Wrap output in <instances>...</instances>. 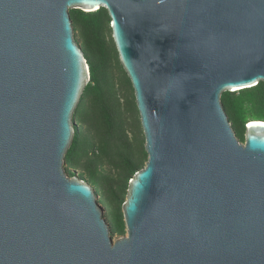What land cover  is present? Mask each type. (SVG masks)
Returning <instances> with one entry per match:
<instances>
[{
    "label": "water",
    "instance_id": "1",
    "mask_svg": "<svg viewBox=\"0 0 264 264\" xmlns=\"http://www.w3.org/2000/svg\"><path fill=\"white\" fill-rule=\"evenodd\" d=\"M104 8L147 159L113 240L68 176L90 81L70 10ZM264 82V0H0V264H264V121L224 92Z\"/></svg>",
    "mask_w": 264,
    "mask_h": 264
},
{
    "label": "trees",
    "instance_id": "2",
    "mask_svg": "<svg viewBox=\"0 0 264 264\" xmlns=\"http://www.w3.org/2000/svg\"><path fill=\"white\" fill-rule=\"evenodd\" d=\"M70 18L93 84L86 85L73 116L90 134H83L74 126V137L64 159L65 171L73 176L71 169L85 170V180L94 186L95 194L102 195L98 202L109 207L111 231L123 235L126 231L120 204L125 200L129 179L147 159L144 138L139 134L130 136L128 131L132 122L129 114L140 125L138 111L133 93L121 96L112 80V61L114 57L116 63L119 59L112 39L106 36L110 30L107 11L101 8L88 13L73 9ZM120 69L123 71L121 65ZM123 74L126 88L131 87L124 71ZM221 101L240 141L244 140L248 120L264 121V82L238 92H224ZM100 166L109 169L111 177ZM105 186L109 188L107 197Z\"/></svg>",
    "mask_w": 264,
    "mask_h": 264
},
{
    "label": "rangeland",
    "instance_id": "3",
    "mask_svg": "<svg viewBox=\"0 0 264 264\" xmlns=\"http://www.w3.org/2000/svg\"><path fill=\"white\" fill-rule=\"evenodd\" d=\"M106 36H107V38L112 39V38H110L111 37V31L110 30L107 31ZM74 38L77 40L78 43L80 42V39L75 32H74ZM111 74L113 77L112 80L114 81V84L118 90V93L124 97H128V96L132 95V93H133L132 88L130 86L128 88H126L125 84L123 83L124 82V74H123V71L120 69V63L119 62L116 63L115 57L112 61V65H111ZM89 84H93V81H89ZM129 116H130V119L132 121L131 123H129V127H130V128H128L129 135L132 136L134 134H139L141 139H143L144 137H143L141 124L138 126L136 118H134V116H132L130 114H129ZM138 116H139V114H138ZM73 121H74V126L76 125L81 133L86 134V135L90 134L88 132V128L85 125L83 126L77 120L76 121L73 120ZM139 122H140V120H139ZM138 131L141 132V134ZM241 142H244V140H242ZM64 167H65V165H64ZM100 167H101L100 169L104 168V166H100ZM89 168L92 169V166H90ZM104 170H106V171H104V173H108V175L110 176L111 173H109L110 172L109 169L104 168ZM71 172H72L73 176L78 177L82 180H85V178H86L85 177L86 176L85 170H83V169H75L74 168V169H71ZM85 181H87V180H85ZM92 187L94 189V186H92ZM104 190H105V197H107L109 188L107 186H105ZM96 196H97L98 200L102 198L101 193H98V194L96 193ZM123 203H124V201H121V204H120L121 214H122V204ZM99 204H100L101 209L103 211V216H104L106 222L109 224V226H111V215H110L111 212L109 210V207L105 203H103L102 201H100ZM122 218H123V215H122ZM123 222H124V220H123ZM124 226H125V223H124ZM110 232H111V235L113 237V240H116L117 238L126 235V232L123 235H118V234L112 232L111 229H110Z\"/></svg>",
    "mask_w": 264,
    "mask_h": 264
}]
</instances>
